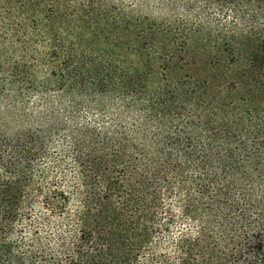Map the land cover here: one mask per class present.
Wrapping results in <instances>:
<instances>
[{"label":"trees","instance_id":"trees-1","mask_svg":"<svg viewBox=\"0 0 264 264\" xmlns=\"http://www.w3.org/2000/svg\"><path fill=\"white\" fill-rule=\"evenodd\" d=\"M184 3L0 0V264H264V0Z\"/></svg>","mask_w":264,"mask_h":264},{"label":"rangeland","instance_id":"rangeland-1","mask_svg":"<svg viewBox=\"0 0 264 264\" xmlns=\"http://www.w3.org/2000/svg\"><path fill=\"white\" fill-rule=\"evenodd\" d=\"M124 7L128 8V11L136 16H145L155 21L172 22L181 19H192V15L196 13L193 9L187 7L184 0H121ZM221 11L217 9L216 5H212L211 11ZM223 16L224 13H219ZM224 21V19H222ZM262 22L264 23V10L262 11ZM23 93L25 91L21 90ZM20 94L19 99H21ZM32 102L29 96L24 97L20 102Z\"/></svg>","mask_w":264,"mask_h":264}]
</instances>
